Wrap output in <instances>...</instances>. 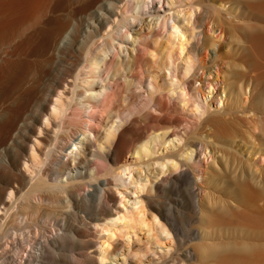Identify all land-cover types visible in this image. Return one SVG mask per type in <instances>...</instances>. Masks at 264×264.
<instances>
[{
  "label": "bare ground",
  "instance_id": "obj_1",
  "mask_svg": "<svg viewBox=\"0 0 264 264\" xmlns=\"http://www.w3.org/2000/svg\"><path fill=\"white\" fill-rule=\"evenodd\" d=\"M259 170L264 0H0V264H255L205 230Z\"/></svg>",
  "mask_w": 264,
  "mask_h": 264
},
{
  "label": "rangeland",
  "instance_id": "obj_2",
  "mask_svg": "<svg viewBox=\"0 0 264 264\" xmlns=\"http://www.w3.org/2000/svg\"><path fill=\"white\" fill-rule=\"evenodd\" d=\"M231 58L232 57L229 55H222L216 63L217 67L215 68V72L220 73L226 71ZM207 63H209L208 59ZM204 79L206 80L205 86L209 88V83L213 81V77H208L205 72ZM251 116L253 115L251 114ZM255 116V120H258L261 113H255ZM254 123H257V121ZM254 123L242 122L232 124L231 136L235 138V144L233 148L231 147L229 152L234 156H237L238 158L244 157V153L247 149H242L244 146L246 148L250 147V143L252 142H255V148H258V133L255 132L254 134L251 129V126H253ZM252 135H254L253 141L250 140ZM234 148L241 150V152ZM256 160L259 159L256 158ZM259 171V174L255 175V184L252 185L250 182L248 184V186L252 187L251 189L254 191L253 197L246 204L234 210L235 216L231 221H218V218L221 215L220 212H222L224 208H227L229 204L224 197L220 198L219 195L216 196V199L211 206V208L214 209L213 222L215 223L209 226L205 232L209 234V236L207 235V242L213 245L234 239L236 243L242 244L243 240L246 239L249 243L255 244L258 249L255 256V264H264V190L260 187V184L264 183V171ZM198 227V220H193L190 213H188L186 218L179 224L181 239L189 240L192 239L193 235L197 236L196 230ZM196 244H199V242L187 243L185 247L179 250L178 254H183Z\"/></svg>",
  "mask_w": 264,
  "mask_h": 264
}]
</instances>
